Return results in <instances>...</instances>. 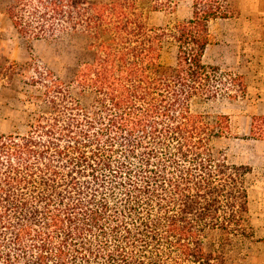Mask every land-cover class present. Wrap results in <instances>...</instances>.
Returning a JSON list of instances; mask_svg holds the SVG:
<instances>
[{"label": "trees", "instance_id": "16d2710c", "mask_svg": "<svg viewBox=\"0 0 264 264\" xmlns=\"http://www.w3.org/2000/svg\"><path fill=\"white\" fill-rule=\"evenodd\" d=\"M180 1L10 0L23 38L76 41L78 58L68 79L38 67L26 131L0 135V264H230L257 241L252 168L219 145L245 78L204 60L229 0L151 23Z\"/></svg>", "mask_w": 264, "mask_h": 264}, {"label": "rangeland", "instance_id": "374dc122", "mask_svg": "<svg viewBox=\"0 0 264 264\" xmlns=\"http://www.w3.org/2000/svg\"><path fill=\"white\" fill-rule=\"evenodd\" d=\"M9 3L10 0H0V135L26 131L30 113L36 109L27 99L28 96L38 94L37 89L29 82L38 67L46 66L68 79L78 58L69 47L70 43L74 45L76 41H28L23 38L5 15ZM192 12V0H181L175 13L166 15L155 12L151 14L150 20L153 25L162 26L168 22L186 21L192 17ZM214 55L209 48L205 62L211 63ZM175 57V46H169L164 53V62L174 64ZM257 99L256 94L246 93L242 100L224 101L220 104L223 112L230 116L232 134L231 137L222 139L219 145L228 149L231 161L237 164L247 156V150L254 147L256 138L264 139V123H261L260 129L252 131L254 117H264L255 114ZM254 226L258 225L254 223ZM261 235L257 233L258 238ZM230 264H264V242L248 241L243 248L234 252Z\"/></svg>", "mask_w": 264, "mask_h": 264}, {"label": "crops", "instance_id": "0c3cea01", "mask_svg": "<svg viewBox=\"0 0 264 264\" xmlns=\"http://www.w3.org/2000/svg\"><path fill=\"white\" fill-rule=\"evenodd\" d=\"M228 3L231 16L212 20L209 25L210 44L206 52L211 48L215 55L208 64L243 75L247 94L258 96L255 114L264 115V0H229ZM253 146L240 164L252 168L250 221L255 242H264V139L256 138Z\"/></svg>", "mask_w": 264, "mask_h": 264}]
</instances>
